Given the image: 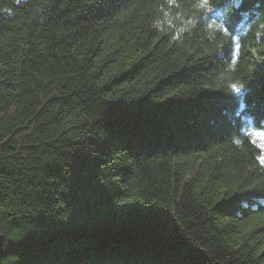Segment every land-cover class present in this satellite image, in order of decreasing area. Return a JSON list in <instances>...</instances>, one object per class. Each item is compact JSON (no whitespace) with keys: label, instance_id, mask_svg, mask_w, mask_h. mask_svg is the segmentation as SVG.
I'll return each mask as SVG.
<instances>
[{"label":"trees","instance_id":"1","mask_svg":"<svg viewBox=\"0 0 264 264\" xmlns=\"http://www.w3.org/2000/svg\"><path fill=\"white\" fill-rule=\"evenodd\" d=\"M264 0H0V264H264Z\"/></svg>","mask_w":264,"mask_h":264},{"label":"rangeland","instance_id":"2","mask_svg":"<svg viewBox=\"0 0 264 264\" xmlns=\"http://www.w3.org/2000/svg\"><path fill=\"white\" fill-rule=\"evenodd\" d=\"M255 139L262 153L261 157H264V131H257L255 133Z\"/></svg>","mask_w":264,"mask_h":264},{"label":"water","instance_id":"3","mask_svg":"<svg viewBox=\"0 0 264 264\" xmlns=\"http://www.w3.org/2000/svg\"><path fill=\"white\" fill-rule=\"evenodd\" d=\"M2 254H3V249H2V236L0 234V259L2 257Z\"/></svg>","mask_w":264,"mask_h":264},{"label":"snow or ice","instance_id":"4","mask_svg":"<svg viewBox=\"0 0 264 264\" xmlns=\"http://www.w3.org/2000/svg\"><path fill=\"white\" fill-rule=\"evenodd\" d=\"M205 2H206V0H205ZM260 159H261V162L264 163V157H261Z\"/></svg>","mask_w":264,"mask_h":264}]
</instances>
